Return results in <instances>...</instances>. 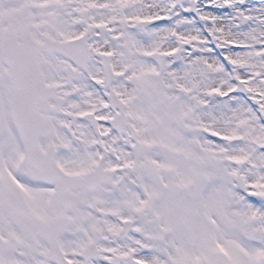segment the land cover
<instances>
[{"label":"snow or ice","instance_id":"obj_1","mask_svg":"<svg viewBox=\"0 0 264 264\" xmlns=\"http://www.w3.org/2000/svg\"><path fill=\"white\" fill-rule=\"evenodd\" d=\"M0 264H264V0H0Z\"/></svg>","mask_w":264,"mask_h":264}]
</instances>
